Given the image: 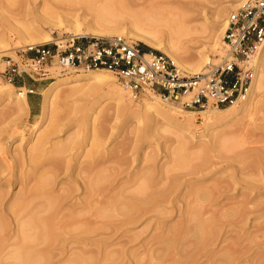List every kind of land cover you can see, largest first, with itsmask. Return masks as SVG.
<instances>
[{"label":"bare ground","instance_id":"bare-ground-1","mask_svg":"<svg viewBox=\"0 0 264 264\" xmlns=\"http://www.w3.org/2000/svg\"><path fill=\"white\" fill-rule=\"evenodd\" d=\"M59 1L82 4L92 14L90 20L83 21L85 26L83 30L79 27L77 28L79 34L82 33L92 37L112 35L136 37L138 41L144 43L152 50L162 52L182 71L190 74H207L208 70L206 67L211 63L208 52L220 47L221 44L222 54H224V45L221 37H223L228 20L218 19L210 21V17L206 13L196 8V6L207 4L208 0H176V2L163 0L155 5L150 1L142 0H140L142 1L140 3L137 0L138 3L135 0ZM234 1L239 5L241 3L245 4L247 0H233L231 2ZM225 2L229 3L230 1L226 0ZM132 4H138L141 8L136 9L138 6L133 7ZM209 11H211L210 16L221 14V11L216 10V7ZM127 17L132 19V23L127 30L118 29L115 26L116 23ZM199 18L203 22L198 27L194 25V22L200 20ZM48 41V36H44L39 42H31L28 48ZM194 49L196 50L195 52H193ZM252 64L254 69L253 78L243 99L234 105L225 106V109L185 111V119L183 120L185 125L190 124V122L193 123V115L199 114L200 116H206V118H214L221 122V126H224L227 122L239 116H248L252 111H255L257 105L263 104L261 94L264 93V44L254 56ZM101 72L87 71L83 74L78 73L66 77L57 74L59 77L49 85L48 95L43 103L39 121L31 127L32 136L29 140L30 147L27 152L23 155V152L18 153L16 149L11 151L7 147L4 148V146L1 147L0 145V264H50L54 260L53 258L58 257L57 248H61L63 244H58L59 241L57 240L63 241L67 237L72 236L76 238L75 236L82 237L83 235L84 237L86 233L89 235L92 233L95 236V218L97 217L106 219L121 217L120 226H127L140 221L150 213H155L156 216L161 215L159 204L166 203L164 198L166 195L163 194L165 193L164 191H167V188L163 189L165 188L163 183H169L166 182L168 179L167 169L164 170L163 164L158 165L154 161L156 155H149L147 153L148 147H145L146 150L141 147L138 159L141 163L138 165L137 170L134 174H130L127 180H116L115 182L114 178H116L117 169L113 165L111 166L112 161L110 162L115 156L114 154L111 155V153L104 156L99 147L108 140V133L106 132L108 128L105 123L113 118L117 119L120 114L130 111L131 118L134 119L129 126L132 129L134 128L132 126L139 123L138 121L143 115L150 119L159 116L164 120L165 117L169 116L171 109L163 106L159 102V97L154 95L138 98L139 103H131L128 100V93H125L121 88L115 87L113 81H109L106 75ZM87 80H92L96 84L85 93L86 103L91 107L86 109L90 114L89 112L85 113L84 110L82 115L83 126L86 128L82 142L75 134H69L63 140L51 143L50 137L59 131L58 125H51L46 130L42 128L48 127L47 122L54 115L57 94L66 86L71 88V92L77 91L75 86L78 82ZM108 87H111V90L108 91L106 89ZM23 88L19 87L16 92L10 89L0 91V100L8 104L7 108L10 112L8 116L12 114L18 115L27 111L28 105L23 94ZM109 96H115V99L120 104L117 105L113 115L102 116V120L99 124H96L95 121L97 122V119L95 120L93 114ZM256 97H258L257 100ZM256 109L258 111L259 107ZM154 131V124L146 121L142 128L137 127L135 143L139 142L145 134L147 135V133H153ZM231 142L223 144V141L221 143L230 147ZM86 143L91 147L88 153L84 152ZM78 147L80 151L75 154V160H77L78 156L85 154V161L78 166L80 170L79 172L77 171V174L79 176L83 173L86 181L83 178L81 183L78 182L76 185H79L82 189L84 196L81 197L82 199H75L72 204H66L64 201L69 195H64L62 192L67 193V189H63L61 184L58 185V183L59 188L56 187L58 189L57 191L55 190L56 195H54L53 185L56 181L55 179L66 170L62 158L63 155L67 152H76ZM5 152L10 154V160L13 164L19 163V166L23 163L27 164L26 174L19 173L20 170L16 172L23 165L21 167L17 166L18 168L16 167V170L12 171L13 167L10 168L8 164L10 160L7 161L5 156L2 157ZM185 154L188 157L190 153L187 152L186 147L182 144L172 152V161L177 167L184 166L183 169H187L186 163L190 165V158H187L190 161L188 162L185 159ZM97 168L102 171L96 172ZM4 172L6 173L5 175L3 174ZM101 173H108V175ZM172 181L175 182L173 179ZM172 181H170V185L173 186ZM14 184L20 188L17 193H14L11 201L6 203L4 202L7 195L6 189H9ZM170 185H168V188L171 187ZM209 190L210 188H208ZM168 191L171 194V189H168ZM191 191H195V189ZM196 191L198 192V190ZM205 192L204 199L205 201L209 199L207 202L211 204L209 203L210 199H212L209 198L210 191L208 193ZM195 196L197 194L193 198H197ZM168 202L170 203L169 200ZM190 202L191 200L187 199V204ZM183 204L185 205V203ZM190 204L183 206L185 207L183 212L180 211V208H178L179 210L177 209L178 221L172 225H167L162 228L159 234L153 236L152 239L157 240L155 245L153 244L154 247L146 248L144 250L145 255H141V258L136 257L138 259L136 264H237L236 260L244 253L256 252L255 249L253 250V246H250L251 244L239 247L237 243L225 245L217 252H205L207 247L218 241L216 240V226L219 223L217 221H221V216L225 220L228 215L226 216L224 211L228 208H224L219 214L220 217L216 220L212 213L208 215L210 211L203 209L202 205L200 206L198 198L196 199V204H191L192 206ZM208 204L204 206L210 207ZM233 207L230 206V209L232 208L231 210H233L231 215L235 216L239 214V209L236 207L233 209ZM246 216L247 213L242 212L237 219L241 221ZM9 224L13 225V229L10 231V236H5V231L8 230ZM92 235L90 238H94ZM226 238L219 240L218 244L224 243ZM16 240H18V243L21 240L19 247H17L18 243H16ZM53 240H56V243ZM37 241L39 244H37ZM33 242H36V244L29 246V243L32 244ZM78 252L80 253V251ZM79 253L70 252L67 256V264H95V253L92 255L91 251L87 253L88 255H85V251L84 253ZM117 253L119 254V252ZM120 257V255L110 256L109 252L106 251L103 254V261L105 264H109V262H111L110 264H115V262H119ZM258 264H264V258Z\"/></svg>","mask_w":264,"mask_h":264},{"label":"rangeland","instance_id":"rangeland-1","mask_svg":"<svg viewBox=\"0 0 264 264\" xmlns=\"http://www.w3.org/2000/svg\"><path fill=\"white\" fill-rule=\"evenodd\" d=\"M137 1L139 3L142 1H150L155 5L163 0ZM137 1L135 0V2ZM172 1L176 2V0ZM225 1L226 0H208L207 4L196 6V8L206 13V15L210 17V21L218 19H225L227 21L230 12L236 10L244 3L238 5L235 1L231 2L233 0H229V3ZM54 3L55 5H53ZM132 5L133 7L138 6V4ZM139 7L141 8L139 5L136 9ZM214 7H216V10H220L221 14L210 16L211 11L209 10H212ZM91 16L92 14L88 12V9L78 3H64L59 0L58 3L57 0H0V72H3L5 69L6 60L11 59L12 61H16L19 60L22 55H27L25 50L28 48L29 44L34 41L39 42L44 36H48L49 41L41 44L72 36L92 37L83 35L82 33L79 34L77 31L78 27L82 30L84 29L85 26L83 21L90 20ZM199 19L200 20H196L197 22H194V25L198 27L200 23L202 24L203 22L201 18ZM131 23L132 19L127 17L119 20L115 26L120 30L126 31ZM125 37L136 42L143 50L163 54L160 51L152 50L144 43L138 41L136 37L128 35ZM195 51L194 49L193 52ZM208 55L211 58V63L207 65V70L211 64H217L222 58V44L215 50L209 51ZM78 73L83 74L84 72H68L52 68L50 70L51 79L34 81L28 76H22L21 78H16L18 81L15 79L12 84L0 77V91L10 89L16 92L19 87H24L23 94L26 98L27 105L33 107L31 114H29L27 108L26 112L8 116V114H10L7 108L8 104L0 100L1 147H7L11 151L16 149L18 153L23 152L24 155L30 147L29 140L32 136L31 127L39 121L43 103L48 95L49 85L59 77L57 74L66 77ZM101 73L105 74L109 81H113L115 87L121 88L125 93H128V100L131 101V103H139V100L134 99L129 90L122 87L110 73L105 71ZM19 81L20 83H18ZM95 84L96 83L92 80L80 81L75 86L77 91L71 92V88L66 86L68 88H63L57 94L54 115L51 116L47 122L48 127L42 128L46 130L51 125H58L59 131L50 137L51 143L63 140L69 134H75L82 142L84 133L86 132V128L83 126L82 115L84 110L85 113H88L89 111L86 109L91 107L86 103L87 99L85 93L91 90ZM27 89H33L34 94H26ZM106 89L109 91L111 87ZM261 96L263 97V104L257 105V107H259L258 111L256 107L255 111H252L248 116H239L227 122L224 126H221V122L214 118H206V116H200L199 114L193 115V123L190 122V124L185 125L183 122L185 119L184 112L198 110L183 109L176 103L165 102L160 98L159 102L167 109H171V112L168 114L169 116L165 117L164 120L159 116L150 119L143 115L140 121H138L139 123L133 125L132 127L134 128L130 129L129 126L134 119L131 118L130 111H126L122 115L120 114L117 119L113 118L106 122L108 140L104 145L100 146L99 149L104 156L110 153L115 156L113 160H110V162L112 161L111 166L113 165V167L117 169V175L115 176L116 178H114L115 182L116 180L125 181L130 174H134L138 165L141 163L138 160L140 148L148 147L147 153L149 155H156L155 158L153 157L155 163L158 165L163 164L164 170L167 169L166 174L168 179L166 182L169 184L166 183V185L163 183V185H165L163 189L167 188V191H164L165 193L163 194L166 195L164 197L166 203L159 204V207H161V215L159 214L156 216L155 213H150L132 225L120 226L121 217L108 219L100 217L95 218V236L90 233L94 238H90L91 235L86 233L84 237L82 235V237L75 236L76 238H73L74 236H72L67 237L66 240L63 241L57 240L59 241L58 244H63L61 248H57L59 252L58 257L53 258L54 260H52L50 264H67L68 254L70 252L79 253L78 251H80L79 254L85 251V255H88L87 253H90V251L92 252L91 255L95 253V264H105L103 261V254L106 253V251L109 252L110 256H121V259H118L119 262H115V264H136L138 260L136 257L141 258L145 255L144 250L146 248L154 247L153 244L155 245L157 240H153V236L159 234L162 228L178 221L177 209L180 208V211H185V207L183 206H188L190 203L192 205L196 204L197 198L200 201V206L202 205L203 209L210 211L208 215L212 213L216 220H218V217H220L219 214L224 208L229 209H225L224 211L226 212L225 215H228L227 217L225 216V220L221 216L220 219L222 218L223 220L217 221L220 223L216 226V240L218 241L207 247L205 249L206 251H204L217 252L221 247L223 248L225 245L233 243H237L239 247L251 244L250 246H253L252 248L253 250L255 249L256 252H246L244 255L240 256L236 262L237 264H258L262 258H264V111H262L264 110V93L261 94ZM257 99L258 97H256V100ZM118 104L120 103L115 99V96H109L107 100H104L95 110V114H93L95 120L97 119L95 123L99 124L102 120V116L113 115ZM225 108L226 107H208L201 111ZM97 116L99 117L97 118ZM128 120L129 122H127ZM146 121H150V124H154L155 131L153 133H147V135L145 134L139 142L135 143L137 127L142 128ZM223 141V144H227L231 141L233 143L231 142L229 147L222 145L221 142ZM180 144L185 146L187 152L190 153L188 157L187 154H185V159L190 158L189 160L191 161L190 165L186 163L187 169H183L184 166L177 167L172 161V152L179 147ZM90 150L91 147L86 143L84 152L88 153ZM78 151H80L79 147L76 152H67L63 155L62 158L66 170L55 179V187L53 185L54 195H56L55 192L60 184L63 189H67V193L62 192L64 195H69L64 201L66 204H72L75 202V199L84 196L82 189L76 184H78V182L81 183V179L84 178L85 180L86 178L83 177L85 176L83 173L79 176L77 174V171L79 172L80 170L78 166L85 161V154L80 157L78 156L77 160H75V154ZM18 155L22 156L20 154ZM4 156L7 161L11 158L10 154L6 152L3 153L2 157ZM10 162L11 160L8 161V164L10 168L13 167L12 171H15L17 166L21 167L23 165L20 169H17L16 172L20 170L19 173L26 174L28 169L26 163L22 164L20 161L22 165L19 166V163L13 164L11 162L10 165ZM95 171L99 173L102 170L97 168ZM108 173L101 174L108 175ZM3 174L5 175L6 173L4 172ZM172 179L175 182H173ZM170 181L173 182L175 187H173L174 185H170ZM168 185L171 187L168 188ZM56 187L58 188L56 189ZM206 187L210 188L209 198L212 199H210L211 202L209 201V203L212 205L208 204L207 201L209 199H207V201L204 199V192H209ZM19 188V186L14 184L9 189H6L7 195L4 202H10L14 193H17ZM168 189H171V194H169ZM193 189H195V191L198 190V192L191 191ZM194 193L197 194V196H195L197 198H193L195 195ZM187 199L191 200L189 204H187ZM183 203H185V205ZM191 204L190 206H192ZM205 204L210 205V207L204 206ZM230 206H234L233 209L235 207L239 209V214L235 215L236 217L231 215L233 210H231L232 208L230 209ZM221 207L223 208L221 209ZM242 212L247 213V216L244 220L240 221L237 218L240 217ZM7 229L8 230L5 231V236H10L13 225L9 224ZM225 237H227L226 241L218 244L219 240H223ZM53 241L56 243V240ZM254 241L256 242L254 243ZM20 242L21 240L19 243L18 240H16V243H18L17 247L20 246ZM256 243L257 245H255ZM26 244L28 245V243ZM29 244V246L35 245L36 242ZM37 244H39L38 241ZM117 252H119V254ZM110 263L111 262H109V264Z\"/></svg>","mask_w":264,"mask_h":264},{"label":"built area","instance_id":"built-area-1","mask_svg":"<svg viewBox=\"0 0 264 264\" xmlns=\"http://www.w3.org/2000/svg\"><path fill=\"white\" fill-rule=\"evenodd\" d=\"M224 54L207 74L182 71L161 53L146 51L122 36H72L26 48L19 60H6L0 77L8 83L28 76L51 79L52 68L61 71H105L134 99L158 96L187 110L225 107L246 95L254 56L264 44V0H247L230 12L223 37ZM26 94H34L27 89Z\"/></svg>","mask_w":264,"mask_h":264},{"label":"crops","instance_id":"crops-1","mask_svg":"<svg viewBox=\"0 0 264 264\" xmlns=\"http://www.w3.org/2000/svg\"><path fill=\"white\" fill-rule=\"evenodd\" d=\"M17 80V79H16ZM18 81V80H17ZM18 83H20V81L18 82ZM32 110H33V107L31 106H28V111H29V114H31V112H32Z\"/></svg>","mask_w":264,"mask_h":264},{"label":"trees","instance_id":"trees-1","mask_svg":"<svg viewBox=\"0 0 264 264\" xmlns=\"http://www.w3.org/2000/svg\"><path fill=\"white\" fill-rule=\"evenodd\" d=\"M17 84V83H16Z\"/></svg>","mask_w":264,"mask_h":264}]
</instances>
